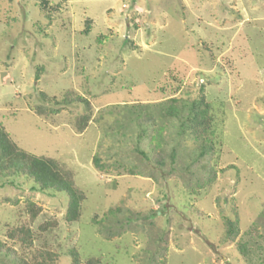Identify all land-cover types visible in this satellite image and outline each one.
<instances>
[{
	"label": "rangeland",
	"instance_id": "rangeland-1",
	"mask_svg": "<svg viewBox=\"0 0 264 264\" xmlns=\"http://www.w3.org/2000/svg\"><path fill=\"white\" fill-rule=\"evenodd\" d=\"M202 84L215 118L211 183L193 161L197 142L165 116L170 98L190 103ZM77 96L92 107L83 133ZM0 121L85 194L70 223L65 193L0 176L6 245L27 224L55 264H71L73 249L103 264H264V0H0ZM28 201L42 208L35 221ZM234 208L240 233L221 245ZM48 221L58 224L42 232Z\"/></svg>",
	"mask_w": 264,
	"mask_h": 264
},
{
	"label": "trees",
	"instance_id": "trees-1",
	"mask_svg": "<svg viewBox=\"0 0 264 264\" xmlns=\"http://www.w3.org/2000/svg\"><path fill=\"white\" fill-rule=\"evenodd\" d=\"M205 89L203 84L200 85L197 97L190 103H185L177 97L170 98L165 108V116L170 120L177 121L179 127L178 132L181 135L191 137L197 142V153L193 161L201 162L202 169L208 174L207 182L211 183L216 178V172L206 162V158L214 152V144L209 138V135H212L215 131V118L212 114L211 104L207 101ZM42 97L49 101L44 94H42ZM75 101L82 102L85 105L86 113L76 118V128L79 133H83L90 122L92 107L89 101L83 97L77 96ZM38 108L43 107L39 106ZM41 112L44 113L45 109L41 110ZM154 121L155 119L153 117H149L140 121L139 124L143 122L154 123ZM142 137L143 134L139 138ZM141 153L143 154V152ZM165 153L166 151L164 150L159 153L156 160L158 165H164ZM176 156L177 153L173 151L170 157L174 161ZM94 163L98 169L102 168L98 157L94 158ZM0 176L3 178L24 176L33 181L35 184L33 190L39 193H65L69 200L66 220L70 223H75L80 220L85 194L77 188L75 174L71 170L64 168L57 159L37 156L20 148L13 141L1 121ZM116 211L117 209L109 210L106 213V217L114 216ZM41 212L42 208L37 206L33 201H28L24 207V214L31 221H35ZM233 213L236 215L235 220L225 218V234L221 240V245L234 243L240 233L238 214L235 208ZM57 224L56 221H48L41 224L39 229L42 232H47L52 228H56ZM98 224L101 227V232H105V226L102 223ZM118 226L122 227V224L118 223ZM121 229L115 231L114 234L121 235ZM106 233L108 232L106 231ZM6 237L14 245L8 246L0 241V264H55L57 261L58 255L56 253L46 247L42 249L36 248L35 232L27 224H21L9 229ZM237 250L246 260L251 253V249L247 243H238ZM70 256L71 264H103L102 260L98 257H91L83 261L80 253L76 249L70 252ZM159 262H154V264H166L163 260H161V263Z\"/></svg>",
	"mask_w": 264,
	"mask_h": 264
}]
</instances>
